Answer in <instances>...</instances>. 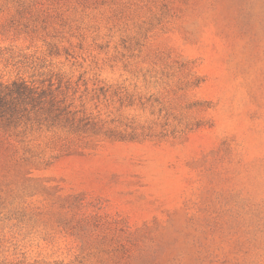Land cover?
Masks as SVG:
<instances>
[{"label": "rangeland", "instance_id": "rangeland-1", "mask_svg": "<svg viewBox=\"0 0 264 264\" xmlns=\"http://www.w3.org/2000/svg\"><path fill=\"white\" fill-rule=\"evenodd\" d=\"M14 79L0 264H264V0H0Z\"/></svg>", "mask_w": 264, "mask_h": 264}, {"label": "trees", "instance_id": "trees-1", "mask_svg": "<svg viewBox=\"0 0 264 264\" xmlns=\"http://www.w3.org/2000/svg\"><path fill=\"white\" fill-rule=\"evenodd\" d=\"M43 94L44 91L36 93L32 86L20 79H14L9 83L0 82V117L8 122L18 118L20 113L26 111L25 104L31 103L32 107L36 106Z\"/></svg>", "mask_w": 264, "mask_h": 264}]
</instances>
